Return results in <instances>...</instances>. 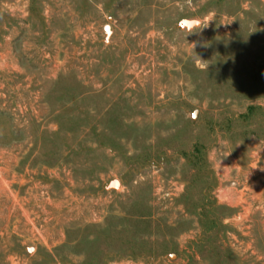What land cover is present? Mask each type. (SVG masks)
<instances>
[{"label":"rangeland","instance_id":"374dc122","mask_svg":"<svg viewBox=\"0 0 264 264\" xmlns=\"http://www.w3.org/2000/svg\"><path fill=\"white\" fill-rule=\"evenodd\" d=\"M0 264H264V0H0Z\"/></svg>","mask_w":264,"mask_h":264},{"label":"water","instance_id":"95a60500","mask_svg":"<svg viewBox=\"0 0 264 264\" xmlns=\"http://www.w3.org/2000/svg\"><path fill=\"white\" fill-rule=\"evenodd\" d=\"M197 25H198V22L196 20H187V19H182L178 23V27L180 29H186V30L192 29V28L196 27ZM192 117H193V115H192ZM114 182H112V183H114Z\"/></svg>","mask_w":264,"mask_h":264}]
</instances>
